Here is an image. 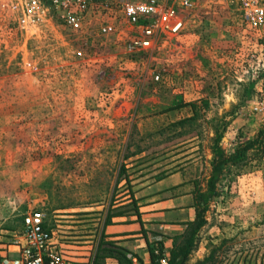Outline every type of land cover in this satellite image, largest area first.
<instances>
[{"label": "rangeland", "instance_id": "374dc122", "mask_svg": "<svg viewBox=\"0 0 264 264\" xmlns=\"http://www.w3.org/2000/svg\"><path fill=\"white\" fill-rule=\"evenodd\" d=\"M122 1L93 9L72 32L53 10L22 30L16 0H0V255L19 240L23 214L37 210L56 216L71 264H88L103 220L136 221V187L185 168L193 199L217 147L232 158L190 258L219 245L213 264H264V160L260 146L244 149L264 142V116L250 112L264 102V32L193 0L182 36L131 56L125 35L97 32L108 21L125 33Z\"/></svg>", "mask_w": 264, "mask_h": 264}, {"label": "built area", "instance_id": "2783aa9c", "mask_svg": "<svg viewBox=\"0 0 264 264\" xmlns=\"http://www.w3.org/2000/svg\"><path fill=\"white\" fill-rule=\"evenodd\" d=\"M110 1L114 0H16L11 9L19 10L17 21L22 30L36 29L50 19L53 10L72 32H78L93 9L107 8ZM212 4L231 13L254 34L264 32V0H212ZM194 7L193 0H124L117 13L126 25L125 33L108 21L98 24L97 32L101 36L125 35V52L135 56L182 36L194 22ZM153 80L157 81L158 76L154 75ZM250 112L262 118L264 102L252 104ZM55 218L48 219L37 210L26 211L21 218L19 240L4 249L0 264H71L58 244L52 223ZM152 254L154 260L146 264H167L165 249L155 247ZM125 257L130 264L137 263L135 255L129 253ZM88 264L94 263L90 260Z\"/></svg>", "mask_w": 264, "mask_h": 264}, {"label": "crops", "instance_id": "0c3cea01", "mask_svg": "<svg viewBox=\"0 0 264 264\" xmlns=\"http://www.w3.org/2000/svg\"><path fill=\"white\" fill-rule=\"evenodd\" d=\"M264 160V155L261 157ZM190 172V171H189ZM187 169L183 168L167 174L151 183L136 187L133 192L136 212L133 219L117 217L115 223L105 227L104 234L109 240L131 238V251L143 264L150 261L148 249L154 245L168 253L172 237L179 234L184 223L193 219L192 190ZM124 222V223H123ZM127 222V223H126ZM137 231H141L140 233ZM136 232V233H135ZM217 239L208 240V242ZM210 250L198 249L189 255L188 263L205 258ZM105 264H115L112 259H105Z\"/></svg>", "mask_w": 264, "mask_h": 264}, {"label": "trees", "instance_id": "16d2710c", "mask_svg": "<svg viewBox=\"0 0 264 264\" xmlns=\"http://www.w3.org/2000/svg\"><path fill=\"white\" fill-rule=\"evenodd\" d=\"M194 117H189L187 119H182L174 123L173 126L182 124L186 121H191ZM218 139V138H216ZM260 142V141H259ZM264 142L261 145L258 143L257 138L248 142L244 149H251L254 145L260 146L261 150L259 152L258 158L264 155ZM136 153H131L129 155H125L121 157L122 160L127 159L130 156H133ZM238 154H240L238 152ZM232 157H226L223 152L215 147L212 152L211 160H210V175L206 181V189L203 193H197L194 195L192 199V207H193V219L191 221L185 222L183 230L172 237L171 248L167 253V264H213L215 261V253L217 252L218 246H212L208 255L200 261H196L194 263H188L189 255L193 249L194 239L198 231L205 224V219L203 217L204 211L206 209V203L210 199L211 196H214V188L215 183L221 173V170L227 163L230 162ZM123 165H120V168L123 169ZM162 177L157 178L159 180ZM138 214L136 212V218ZM109 219L103 220L101 224V230L99 231L98 241L93 248L92 251V262L94 264H102L105 259H114L118 264H130V262L126 259V254L128 253V247L124 245L126 239L121 240H109L104 239L107 235L104 234L103 229L110 225ZM141 232V231H139ZM157 247V246H156ZM152 249H148L149 258L152 262L154 260V256L152 254ZM137 258L136 264H143L142 261Z\"/></svg>", "mask_w": 264, "mask_h": 264}]
</instances>
